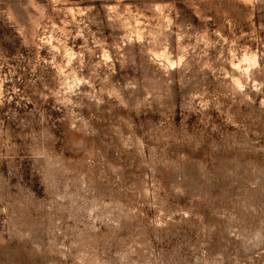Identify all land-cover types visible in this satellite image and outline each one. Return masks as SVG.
<instances>
[{
  "label": "rangeland",
  "instance_id": "rangeland-1",
  "mask_svg": "<svg viewBox=\"0 0 264 264\" xmlns=\"http://www.w3.org/2000/svg\"><path fill=\"white\" fill-rule=\"evenodd\" d=\"M0 264H264V0H0Z\"/></svg>",
  "mask_w": 264,
  "mask_h": 264
}]
</instances>
